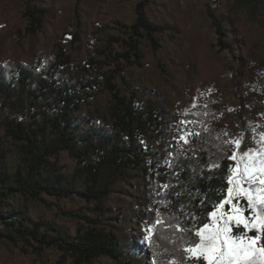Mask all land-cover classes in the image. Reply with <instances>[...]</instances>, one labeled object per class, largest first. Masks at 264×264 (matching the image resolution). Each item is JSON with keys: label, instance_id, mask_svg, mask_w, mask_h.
<instances>
[{"label": "trees", "instance_id": "1", "mask_svg": "<svg viewBox=\"0 0 264 264\" xmlns=\"http://www.w3.org/2000/svg\"><path fill=\"white\" fill-rule=\"evenodd\" d=\"M152 1L136 4L133 23L114 19L85 42L77 0L74 31L65 34L70 52L61 36L37 52L51 10L38 1L24 10L29 63L0 57V264H13L15 255L22 264H95L101 257L114 264H206L185 249L199 243L201 221L211 225L212 212L219 219L228 209L235 141L249 150L241 163L259 167L264 160L248 140L264 135V91L250 80L230 110L225 86L214 78L190 108L175 110L173 81L184 73L190 82L196 65L175 24L150 17ZM230 3V16L207 5L214 55H233L240 46L237 15L256 22L264 13V0ZM166 40L172 54L158 68L168 90L144 72ZM45 197L69 203L60 220L28 215L30 204L53 205ZM239 208L253 221L248 204ZM140 224L147 230L143 250L131 233ZM232 235H261L264 245L255 228L233 226Z\"/></svg>", "mask_w": 264, "mask_h": 264}, {"label": "rangeland", "instance_id": "2", "mask_svg": "<svg viewBox=\"0 0 264 264\" xmlns=\"http://www.w3.org/2000/svg\"><path fill=\"white\" fill-rule=\"evenodd\" d=\"M36 1L51 10L49 21L38 37L37 52L48 51L60 36L63 37L64 48L70 52V36L65 34L74 31L70 26L75 19L77 0H0V57L2 59L29 63V44L24 36L26 22L23 12L28 5ZM139 1L83 0L78 8L84 23L82 36L85 38V42H88V37L93 30L111 24L114 19L123 18L126 22L133 23L135 20L134 8ZM209 3L219 14L230 16V0H153L149 6L148 12L152 19L156 21L168 20L175 24L183 48L193 55L195 61L196 73L189 79L190 82L184 83L186 78L184 73L173 81V84L177 86V89L171 93L175 110L190 108L198 95L208 92V84L214 78L220 79L225 86L230 110L236 109L238 98L244 97V89L250 80L253 79L257 82L259 92L264 91V13L258 16L259 21L256 22L243 13L237 15L236 28L240 34V46L237 47L233 55L226 51L214 55L210 50L212 45L216 44L217 35L206 17ZM172 48L169 41H164L163 48L151 57V62L144 71L155 85H159L164 90H168L169 85L160 79L158 64L159 61L169 63L168 59L172 54ZM168 67L170 68V65ZM155 85L152 84L151 87L153 88ZM95 99L103 105L107 103L106 97L101 92L95 94ZM238 132L241 133V129ZM188 137L189 132L185 131L182 139ZM248 140L250 143L257 144L261 152L264 153V135L260 141H255L252 138ZM248 151L246 145L243 146L239 143L238 151L234 153L236 160H234L233 170L237 167L243 168L244 163H241L240 160ZM62 159L65 163H69L65 155ZM244 187H248V185L245 184ZM228 199H231L228 209H223L221 212L224 218L233 214L243 216L242 211L233 213V208L240 209L239 205L242 206V202L248 204L246 195L228 197ZM45 200L53 205L48 207L43 202L29 205L28 215L31 218L58 221L61 218L60 209L67 210L69 208L68 202H56L48 197H45ZM220 222L223 221L220 220ZM253 222H249L250 227L246 230L252 229ZM233 226H237L234 221L230 223V227ZM239 227L243 228V225L241 224ZM146 232L143 224L131 231L140 243V250L144 248ZM12 260L13 264H22L18 255H15ZM95 264L114 263L110 258L101 257Z\"/></svg>", "mask_w": 264, "mask_h": 264}, {"label": "snow or ice", "instance_id": "3", "mask_svg": "<svg viewBox=\"0 0 264 264\" xmlns=\"http://www.w3.org/2000/svg\"><path fill=\"white\" fill-rule=\"evenodd\" d=\"M187 143V141H185ZM237 147L239 141H235ZM248 156L247 153H244ZM236 160V156L230 157ZM249 157V161H251ZM229 187L227 189L229 198L233 196L247 197L248 207L253 213L252 228L258 229L264 233V160L260 162L259 167L251 162L245 163L242 169L233 170V174L228 178ZM248 187H244V185ZM255 186V187H253ZM227 199L224 203H230ZM223 203L219 207L223 208ZM241 209L233 208V213L241 212ZM213 220L211 225L204 223L195 235L199 237V243L193 247L185 249L190 256L196 260L206 261V264H264V245L258 246L262 240L261 235L253 236H233L231 222L237 226L243 225L244 229L250 227L249 222L240 214L228 215L224 218L223 213L217 219V213H211ZM220 220L223 222L221 223Z\"/></svg>", "mask_w": 264, "mask_h": 264}]
</instances>
